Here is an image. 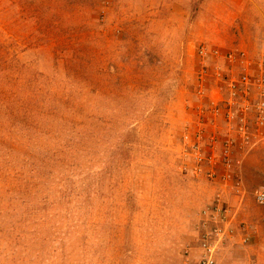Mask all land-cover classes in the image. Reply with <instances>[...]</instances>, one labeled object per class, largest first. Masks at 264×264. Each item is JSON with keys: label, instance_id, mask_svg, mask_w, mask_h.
<instances>
[{"label": "rangeland", "instance_id": "obj_1", "mask_svg": "<svg viewBox=\"0 0 264 264\" xmlns=\"http://www.w3.org/2000/svg\"><path fill=\"white\" fill-rule=\"evenodd\" d=\"M0 43V264H198L217 227L221 261L264 264V141H195L196 173L184 138L200 46L264 58V0H0Z\"/></svg>", "mask_w": 264, "mask_h": 264}, {"label": "built area", "instance_id": "obj_2", "mask_svg": "<svg viewBox=\"0 0 264 264\" xmlns=\"http://www.w3.org/2000/svg\"><path fill=\"white\" fill-rule=\"evenodd\" d=\"M199 54L203 69L194 105L196 116L184 138L189 144L201 140H239L250 147L264 141V58H256L244 49L223 51L211 45L200 46ZM211 79L214 84H209ZM192 149L198 162L194 171L203 172V152L196 142ZM237 186L238 192L243 193L241 185ZM254 196L257 203L264 204V190ZM222 212L218 206L211 212L205 210L203 215L217 219ZM226 232L227 229L217 227L201 236L198 264H225L218 252Z\"/></svg>", "mask_w": 264, "mask_h": 264}, {"label": "trees", "instance_id": "obj_3", "mask_svg": "<svg viewBox=\"0 0 264 264\" xmlns=\"http://www.w3.org/2000/svg\"><path fill=\"white\" fill-rule=\"evenodd\" d=\"M1 46V43H0ZM14 73L10 67L0 71V148H7L8 155L16 152L17 137L14 134ZM26 115V113H24ZM9 144V146H7Z\"/></svg>", "mask_w": 264, "mask_h": 264}]
</instances>
